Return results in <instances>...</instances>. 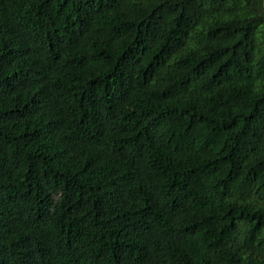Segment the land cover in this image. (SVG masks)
<instances>
[{
    "label": "trees",
    "instance_id": "1",
    "mask_svg": "<svg viewBox=\"0 0 264 264\" xmlns=\"http://www.w3.org/2000/svg\"><path fill=\"white\" fill-rule=\"evenodd\" d=\"M0 264H264V0H0Z\"/></svg>",
    "mask_w": 264,
    "mask_h": 264
}]
</instances>
